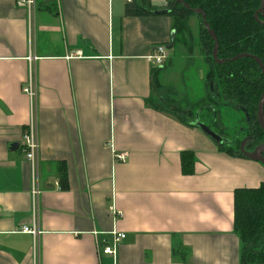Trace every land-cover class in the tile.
Listing matches in <instances>:
<instances>
[{"label":"crops","instance_id":"0c3cea01","mask_svg":"<svg viewBox=\"0 0 264 264\" xmlns=\"http://www.w3.org/2000/svg\"><path fill=\"white\" fill-rule=\"evenodd\" d=\"M15 1L0 0V264H241L233 192L264 182V165L221 150L199 118L158 109L174 66L167 0L128 16L127 0H36L32 24ZM158 44L173 65L153 76ZM30 72L38 199L22 146ZM35 211L37 238L18 232ZM113 228L125 234L115 257L98 254Z\"/></svg>","mask_w":264,"mask_h":264},{"label":"trees","instance_id":"16d2710c","mask_svg":"<svg viewBox=\"0 0 264 264\" xmlns=\"http://www.w3.org/2000/svg\"><path fill=\"white\" fill-rule=\"evenodd\" d=\"M149 3L150 0H131L125 4V14L128 16L148 13L150 9L144 5ZM166 3V13L172 18L175 35L178 30L189 31L187 23L190 16L198 20V53L209 67L207 77L212 86L209 88L210 100L213 98V103L233 107L244 114L246 127H242L240 133L245 135L234 141L238 150L231 152L223 148V142H217L218 146L224 152L247 157L240 150L241 144L245 151L252 152L264 143V132L258 124L256 114L264 90V74L253 58L259 59L264 67V14L260 11L261 0H167ZM184 4L204 13L206 23L217 38V58L222 62L213 59L214 41L204 27L201 15L188 10ZM175 35L172 44L175 43L174 38H177ZM243 53L247 56L231 59ZM161 67L153 69L152 75H158ZM185 107L182 112L191 114L190 107ZM158 109L180 117L179 113L169 107L158 105ZM222 129L219 130L222 132ZM262 155L264 157V151ZM181 157L183 171L191 172L193 154L183 152ZM233 230L242 243L241 264H264V182L257 187H240L234 190Z\"/></svg>","mask_w":264,"mask_h":264},{"label":"rangeland","instance_id":"374dc122","mask_svg":"<svg viewBox=\"0 0 264 264\" xmlns=\"http://www.w3.org/2000/svg\"><path fill=\"white\" fill-rule=\"evenodd\" d=\"M139 2V1H137ZM140 3H142L140 1ZM149 9H157L152 4L144 5ZM161 8L167 10V3ZM160 8V9H161ZM189 31L178 30L174 38V66L168 75L167 85L165 88L155 87L156 103L159 106L169 107L176 113L184 117L186 113L182 110L184 105H189L191 114L188 115L189 122L194 121V117L199 118L210 129L217 133L225 140L222 147L236 152L234 141L241 139L245 133H240L242 127H246L244 114L236 111L233 107H223L217 102H212L209 97L210 79L207 77L208 65L203 57L198 53V20L194 16L188 18ZM174 36V37H175ZM169 58L167 67H171L172 61ZM214 86V83H213ZM164 87V86H163ZM173 92V93H172ZM213 101H216L214 99ZM188 109V108H186ZM212 109V111H211ZM223 128L222 132L219 130ZM210 137L211 135L205 132Z\"/></svg>","mask_w":264,"mask_h":264},{"label":"built area","instance_id":"2783aa9c","mask_svg":"<svg viewBox=\"0 0 264 264\" xmlns=\"http://www.w3.org/2000/svg\"><path fill=\"white\" fill-rule=\"evenodd\" d=\"M127 2H131V0H127ZM16 5L25 7L29 13V22L32 24L34 18L35 11V3L36 0H16ZM169 46L167 44H158L154 47L149 59L152 62L153 67H161L169 56ZM36 60L35 56L29 55L28 61L30 64ZM22 91L28 96L29 106H30V120L26 125V128L22 134V146L25 158L31 162L32 164V189L31 193L35 199H38L40 195L39 188V175H38V137L35 125L36 118V100L37 94L35 89V82L33 77L31 76V72L23 83ZM116 159L124 161L126 159L127 154L124 152H118L114 154ZM112 212L117 215H121L120 211L112 208ZM38 212H34L32 214V223L30 225H22L18 232L26 233L32 235L34 238H37L41 234V230L38 226ZM99 232L94 231L95 236ZM110 235V239H101L96 240V249L98 254L102 255H110L115 257L117 252V247L120 242L125 238V234L123 232H119L116 229H112L108 232Z\"/></svg>","mask_w":264,"mask_h":264},{"label":"water","instance_id":"95a60500","mask_svg":"<svg viewBox=\"0 0 264 264\" xmlns=\"http://www.w3.org/2000/svg\"><path fill=\"white\" fill-rule=\"evenodd\" d=\"M178 2H182V0H176ZM184 6L188 9L191 10L192 12H194L195 14H199L201 15V19H202V23L205 27V29L207 30L208 34H210V36L212 37L213 41H214V48L212 51V56L213 59L216 62H222V60H219L217 58V38L214 34V32L209 28L208 24L206 23L205 20V15L204 13L200 10V9H190L189 6L187 4H184ZM260 11L264 14V0H261V5H260ZM247 56V54H238L234 57H232V60H236L238 58L241 57H245ZM253 57V56H252ZM259 64L260 68L262 69V72L264 74V67L261 63V61L259 59H257L256 57H253ZM257 121L258 124L260 126V128L263 130L264 132V90L260 96L259 102H258V106H257ZM195 125H198L200 128H203L205 132H207L208 134H210L211 138H213L214 140H216L217 142H223V138H221L217 133L213 132L211 129L207 128L206 126H203L201 123H199L198 121L194 122ZM243 143V142H242ZM240 150L245 154V156H247L249 159L254 160V161H259L264 165V157L262 155L263 151H264V143L261 144L260 146H258L257 148H255L252 152H247L243 149V144L240 145ZM264 237V234H263Z\"/></svg>","mask_w":264,"mask_h":264}]
</instances>
